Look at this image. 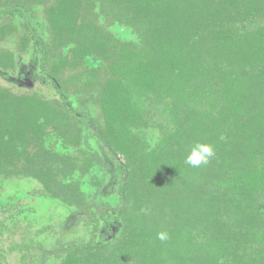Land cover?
Returning a JSON list of instances; mask_svg holds the SVG:
<instances>
[{"label":"trees","instance_id":"16d2710c","mask_svg":"<svg viewBox=\"0 0 264 264\" xmlns=\"http://www.w3.org/2000/svg\"><path fill=\"white\" fill-rule=\"evenodd\" d=\"M0 9L2 76L35 78L38 61L102 118L83 124L61 100L0 86V264L5 239L40 264H264V0ZM11 34L27 57L3 43ZM198 143L215 155L194 168L185 157ZM78 216L89 236L77 243ZM52 237L62 245L45 248Z\"/></svg>","mask_w":264,"mask_h":264},{"label":"flooded vegetation","instance_id":"af4514ba","mask_svg":"<svg viewBox=\"0 0 264 264\" xmlns=\"http://www.w3.org/2000/svg\"><path fill=\"white\" fill-rule=\"evenodd\" d=\"M8 13V11L6 9H0V24H4L5 23V20L7 19L4 18L3 16L6 15ZM8 20V19H7ZM15 39V35L14 34H11V35H8L6 37H4L3 39V43L4 44H8L9 41H13L12 43V47H13V50L17 53V51L19 52L18 54H21L22 56L24 57H27V51H20L18 48H19V43H15L14 41ZM38 59V58H37ZM31 65V64H30ZM38 76L33 78V76H30L28 74V72H24V71H21L20 73H17L15 70H9L7 71L8 73V78H5L2 76V69L0 68V76L8 83H10L11 85H13L14 87L16 86H20V89L21 88H33V86H36L37 84L40 86L41 85H46V86H51L52 88H54V90L56 91V93L58 94V97L57 98H54V99H50L49 98H45V93H42L41 91H37L40 95H42V98L47 100V101H54V100H61L64 102V104L66 105L67 108L70 109L71 112H73V114L83 123V124H86L87 121H92V117L94 120H98L96 119V113L93 114V110L91 109V107L89 108V113H86V112H83V110H81L79 107H78V102L75 100L74 101H71V97L73 96V94L76 93V88H74V85L72 83H68L66 86L60 84L55 78L54 76H52L50 73H47V71H45L43 67H41V64H38V61H37V65L36 67L33 68ZM72 73L71 71H67L65 75H60V80H63V79H66L67 75ZM34 80V82L32 81ZM16 81V82H15ZM32 82V86L31 87H27L25 84H29ZM1 86V85H0ZM4 87V86H2ZM31 88V89H32ZM47 88V87H46ZM9 89V88H8ZM26 92V91H25ZM29 92H35V91H29ZM23 93V92H22ZM67 97V98H65ZM90 119V120H88ZM85 120H87L85 122ZM99 122V121H98ZM80 148H81V145H80ZM32 180H37V179H32ZM40 182V181H39ZM41 183V182H40ZM42 184V183H41ZM43 185V184H42ZM44 186V185H43ZM37 193V191H35ZM38 194V193H37ZM40 194H43V193H40ZM58 211H61L62 209L61 208H57ZM85 232V231H84ZM78 243V242H77ZM47 258V257H46ZM51 258V257H50ZM55 259V258H54ZM57 261V263H56ZM42 262V261H41ZM60 263V260L58 259H55V263L54 264H59ZM44 264H45V260H44Z\"/></svg>","mask_w":264,"mask_h":264},{"label":"rangeland","instance_id":"374dc122","mask_svg":"<svg viewBox=\"0 0 264 264\" xmlns=\"http://www.w3.org/2000/svg\"><path fill=\"white\" fill-rule=\"evenodd\" d=\"M70 73V72H69ZM0 85L4 86L6 88H9L11 91L14 92H25V91H41L42 93H45V98H49L50 99H54L58 97V94L56 93V91L54 90V88H52L51 86H46V85H41L40 86L37 84L36 86H33V88L29 89V88H21L20 86H13L10 83L6 82L1 76H0ZM47 87V88H46ZM100 112L96 113V119L101 120L102 118L99 117ZM103 121V120H102ZM76 155L78 154L77 152H73ZM112 158V157H111ZM119 158H121V160H123V158L120 156ZM115 165L116 162L113 161ZM37 191L38 194L40 193H49V189L46 188L45 186H43L38 180H31V191L35 192ZM108 198V202L110 205L114 206L116 204V198L114 196H109ZM89 202H92V196L89 198ZM59 209V208H58ZM79 219L74 222V226L72 228H69L68 231L71 232L72 237L69 238L68 240L71 241H75V242H82L84 241L89 234L87 232H84V230H87V228H85V225L82 223V219L81 216H78ZM55 229H53V233H55L57 235V232L59 231L58 225L54 224ZM35 230V229H34ZM64 232H67L66 230H64ZM64 239V238H63ZM53 241V243H52ZM18 242V241H17ZM63 241L62 240H58L56 239V237H52L51 241H47L43 246L46 248H52L55 246L56 244V248L60 247ZM22 243V242H19ZM2 249L3 251L6 253V256L8 257V259L5 261V264H40L41 260V255L38 253V255H35V258H31L28 257L26 254L24 255V257L20 256L17 257L15 254L13 256L12 254V243L10 240H2L1 243ZM55 263V259L54 257H47L45 258V264H54ZM57 263V261H56Z\"/></svg>","mask_w":264,"mask_h":264},{"label":"clouds","instance_id":"9594fccd","mask_svg":"<svg viewBox=\"0 0 264 264\" xmlns=\"http://www.w3.org/2000/svg\"><path fill=\"white\" fill-rule=\"evenodd\" d=\"M214 155L215 151L211 144L198 143L193 146L190 153L185 157V163L194 168L200 167L207 164ZM157 239L162 242L168 240V233L165 231L158 232Z\"/></svg>","mask_w":264,"mask_h":264}]
</instances>
